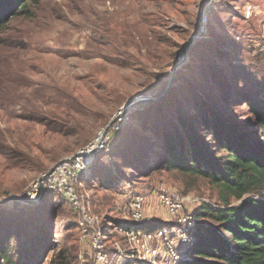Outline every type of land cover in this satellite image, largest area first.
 I'll return each mask as SVG.
<instances>
[{
    "label": "rangeland",
    "instance_id": "1",
    "mask_svg": "<svg viewBox=\"0 0 264 264\" xmlns=\"http://www.w3.org/2000/svg\"><path fill=\"white\" fill-rule=\"evenodd\" d=\"M248 3L255 15L245 20ZM263 22L264 0H39L29 14L12 18L0 45V203L24 194L40 174L95 141L124 106L150 102L128 108L120 128L108 131V150L82 176L80 206L100 218L105 261L81 241V209L58 194L43 196L35 209L0 205L10 243L28 242L32 264H174L161 241L153 239L155 252L145 256L116 223L165 226L175 237L184 228L158 204L160 195L193 216L207 203L218 204L220 190L205 179L159 167L163 138L178 119L205 109L253 131L242 98L264 102ZM192 36L199 39L183 59ZM137 195L146 198L149 226L134 224L122 209ZM17 228L29 240H17Z\"/></svg>",
    "mask_w": 264,
    "mask_h": 264
},
{
    "label": "trees",
    "instance_id": "2",
    "mask_svg": "<svg viewBox=\"0 0 264 264\" xmlns=\"http://www.w3.org/2000/svg\"><path fill=\"white\" fill-rule=\"evenodd\" d=\"M38 1L0 0V45L6 24L29 14ZM242 100L255 124L253 131L205 109L193 119H178V127L163 138L159 167L201 177L220 190L217 205L207 203L194 214L193 243L177 264H264V102L247 96ZM232 200L240 203L233 205ZM199 218L212 224L198 222ZM116 224L125 228L127 223ZM1 234L0 264H32L31 249L25 248L28 242L13 246L11 228L4 225ZM14 236L29 240L18 228Z\"/></svg>",
    "mask_w": 264,
    "mask_h": 264
},
{
    "label": "built area",
    "instance_id": "3",
    "mask_svg": "<svg viewBox=\"0 0 264 264\" xmlns=\"http://www.w3.org/2000/svg\"><path fill=\"white\" fill-rule=\"evenodd\" d=\"M242 18L250 20L255 15V7L248 3L242 9ZM261 35L264 36V22L260 27ZM119 122V121H118ZM114 124L110 130L116 131L120 128V124ZM110 141V133L107 132L102 143L99 146L91 142L87 146L81 148L70 158L64 159L55 164L46 172L39 175L33 181L28 190L20 195L25 199L39 201L48 193L62 195L68 206L73 210H79L77 225L81 233V241L88 242L90 250L93 251L95 259L105 261L107 256L100 251V236L101 230L97 226L100 223V218L92 213L89 208H82L80 206V190L83 188L82 176L92 164L95 156L104 149L106 144ZM146 198L137 195L124 203L122 209L126 210L134 224L145 223L147 226L152 224L151 219L145 215ZM158 204L165 210L170 218H175L177 224L182 226L184 230L175 234V237L170 235L168 229L164 226L155 229H139L138 226L130 225L129 229L119 228L120 232L125 229V234L128 235L129 241L138 249L140 253L150 257L152 251L149 249L151 242L159 240L164 245V251L169 255L172 263L177 264L182 254L188 250L194 240V232L196 230V221L194 216L189 212L183 210V204L174 201L171 197L160 195ZM97 227V228H96ZM127 231V232H126ZM184 246V251L179 252L177 248Z\"/></svg>",
    "mask_w": 264,
    "mask_h": 264
},
{
    "label": "water",
    "instance_id": "4",
    "mask_svg": "<svg viewBox=\"0 0 264 264\" xmlns=\"http://www.w3.org/2000/svg\"><path fill=\"white\" fill-rule=\"evenodd\" d=\"M205 8H206V3H204L202 5V8L200 10V15L199 18L201 19V27L203 28V22L205 21ZM200 36V34H199ZM199 36H192V38L187 42V44L184 46L182 54H183V59H185L187 50L191 47L192 43H194L197 39H199ZM183 62L178 63L175 67H174V72L178 69L179 66L182 65ZM145 102H150L149 99H140V101H136V102H130L128 105L124 106L121 111H119L116 116L98 133L97 138L95 139L94 143L96 144V146H99L102 143V140L104 139L105 135L107 134V132L109 131V129L116 124L121 118H123V116L125 115V112L128 110L129 107H131L132 105L136 104V103H145ZM7 203H17V204H23L26 206H32L34 205L35 201L33 200H29V199H25L24 197L18 196V197H13L10 198L8 200H5L4 202H1V204H7Z\"/></svg>",
    "mask_w": 264,
    "mask_h": 264
}]
</instances>
